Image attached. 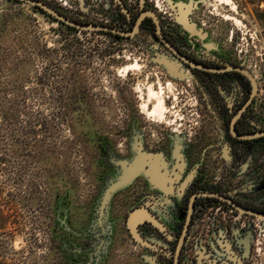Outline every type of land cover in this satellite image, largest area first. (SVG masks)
<instances>
[{
	"label": "rangeland",
	"instance_id": "rangeland-1",
	"mask_svg": "<svg viewBox=\"0 0 264 264\" xmlns=\"http://www.w3.org/2000/svg\"><path fill=\"white\" fill-rule=\"evenodd\" d=\"M65 1L70 8L58 10L65 16L94 18L91 0ZM170 4L193 6L197 44L252 72L258 94L251 112L261 126L264 0H145L175 25ZM149 89H161L164 120L150 114ZM209 101V92H198L153 40L149 24L134 38L115 39L70 30L29 5L0 0V264H152L121 220L135 186L111 196L103 230L97 225L101 194L116 172L109 155L122 158L142 121L154 134L184 127L191 140L201 128L207 153L199 158L210 170L225 165L222 119ZM235 148L264 155V140ZM250 163H242L241 175ZM253 244L250 264H264L261 222Z\"/></svg>",
	"mask_w": 264,
	"mask_h": 264
},
{
	"label": "flooded vegetation",
	"instance_id": "flooded-vegetation-1",
	"mask_svg": "<svg viewBox=\"0 0 264 264\" xmlns=\"http://www.w3.org/2000/svg\"><path fill=\"white\" fill-rule=\"evenodd\" d=\"M111 5L114 10L109 11ZM134 6L136 10L133 12L124 0H91V14H99L105 23L94 19L84 21L81 17L80 21H75L130 31L140 13L153 11L159 21L162 39L170 48L155 34V26L150 18L143 20L140 30L146 24L151 25L153 40L192 77L195 89L209 92L210 106L218 108L217 114L222 119L220 125L225 134L222 141L228 148L226 154H229V159L225 165L211 170L204 164L205 160L199 158L207 153L200 148L205 136L201 128L191 140V137L187 139L184 127L182 130H161L154 134L146 129L142 121L138 122L134 130L130 131L122 158L109 155V159L127 164L136 159L140 164L138 172L127 186H135L132 188L133 191L137 190V196L132 198L133 201L125 208L121 218L124 232L139 250L153 256L152 264H250L256 223L264 222L257 221L250 214L240 213L237 208L264 214V155L260 150L256 156L257 150H254L253 155L248 156L250 149L244 148L239 152L235 146L264 140V137L250 141L238 140L230 132V123L241 111L234 125L236 134L264 131V122L259 126L251 112L258 94L257 81L243 65L207 46L197 44L199 41L194 37L191 21L194 8L188 14L191 26L188 28L177 22L173 9L171 19L175 25H166L163 17L157 15V6H154L155 10L145 4L141 8L138 0ZM58 7L55 8L57 11L60 9ZM123 7L128 15L123 13ZM179 14L183 13L180 11ZM230 67L243 69L254 78L256 88L252 99L253 86L249 79L238 71L230 70ZM237 152L241 159L236 157ZM261 155L263 159H259ZM245 161L251 163L241 175L242 163ZM113 168L115 177L117 170ZM135 208L147 210L160 226L159 229L145 221L137 227L139 238L157 248V252L143 248L131 239L126 220L128 212ZM97 213V225L102 231L105 209Z\"/></svg>",
	"mask_w": 264,
	"mask_h": 264
},
{
	"label": "water",
	"instance_id": "water-1",
	"mask_svg": "<svg viewBox=\"0 0 264 264\" xmlns=\"http://www.w3.org/2000/svg\"><path fill=\"white\" fill-rule=\"evenodd\" d=\"M17 2L29 5L33 8H36L43 12L45 15L49 16L50 18L54 19L57 23H61L67 27L73 28L78 31H85V32H98V33H105V34H112L114 36H119L122 38H134L140 31V26L145 20V18H150L155 26V34L161 38V41L165 44L166 47L170 48L168 43L162 39L159 21L153 11L147 10L140 13V15L135 20V23L130 31H120L116 28H110L107 26H100V25H93L91 23H81L77 22L64 14L57 11L52 6L42 2L41 0H15ZM139 6L142 8L144 7L145 0H138ZM171 9L175 12V18L179 24L186 25L188 28H191L188 14L190 10L193 8V6L189 5V7H184L180 4H170ZM177 11V12H176ZM180 11L183 13L180 15ZM179 12V13H178ZM123 13L128 15L127 10L123 7ZM230 70H235L240 72L242 75L246 76L249 81L251 82L253 86V91L251 95V99L254 97L255 94V88H256V81L253 77H251L247 71L243 69H233L229 68ZM240 112L236 114L230 123V132L238 140L242 141H250L255 140L264 137V131L263 132H256L251 134H236L234 125L237 119L239 118ZM110 165L116 168L117 175L108 181L106 184V187L104 188L99 202L98 211L102 213L103 209L106 208L107 203L110 201L111 196L116 192L123 188H126L131 179L136 175L140 168V164L136 161L132 162L131 164H127V162L116 160V159H109ZM240 213H247L255 217L257 221H263L264 222V214L255 212V211H245L241 208H237ZM97 211V212H98ZM149 222L154 227H157L160 229V226L156 223V221L151 217V215L145 210L144 208H135L128 212L127 220H126V226L127 230L129 231V234L131 236V239L133 242L143 248H147L153 252H157L154 246L149 245L148 243L142 241L139 238V235L137 233V227L139 224H142L143 222Z\"/></svg>",
	"mask_w": 264,
	"mask_h": 264
},
{
	"label": "bare ground",
	"instance_id": "bare-ground-1",
	"mask_svg": "<svg viewBox=\"0 0 264 264\" xmlns=\"http://www.w3.org/2000/svg\"><path fill=\"white\" fill-rule=\"evenodd\" d=\"M148 99L153 100L152 110H150V114L154 118H156L158 121L164 120V112L166 109H165V105H164V98L161 95V89H159V92H155V91L149 89L148 90Z\"/></svg>",
	"mask_w": 264,
	"mask_h": 264
},
{
	"label": "built area",
	"instance_id": "built-area-1",
	"mask_svg": "<svg viewBox=\"0 0 264 264\" xmlns=\"http://www.w3.org/2000/svg\"><path fill=\"white\" fill-rule=\"evenodd\" d=\"M44 1H46L47 3H49L50 5H55V3H56V5L57 6H59L61 9H69L70 7L67 5V1H65V0H44ZM56 1V2H55ZM125 1V3H126V5L128 6V7H130V4H134L135 2H136V0H124ZM55 2V3H54ZM94 16V18H92V19H94V20H97V21H100L101 23H105V22H102V20L100 19V15L99 14H95V15H93Z\"/></svg>",
	"mask_w": 264,
	"mask_h": 264
},
{
	"label": "trees",
	"instance_id": "trees-1",
	"mask_svg": "<svg viewBox=\"0 0 264 264\" xmlns=\"http://www.w3.org/2000/svg\"><path fill=\"white\" fill-rule=\"evenodd\" d=\"M11 1L17 2V1H15V0H11ZM18 3H20V2H18ZM33 9L37 10L40 14H42V15H44V16L50 18L49 16L45 15V14H44L43 12H41L40 10H38V9H36V8H33ZM50 19L53 20L54 22H56L54 19H52V18H50ZM56 23H57V22H56ZM58 24H60V25L63 26V27H66V28H68V29H70V30H75V29L70 28V27H67V26H65V25H63V24H61V23H58ZM102 34H105V33H102ZM106 35H110V34H106ZM110 36H111V35H110Z\"/></svg>",
	"mask_w": 264,
	"mask_h": 264
}]
</instances>
